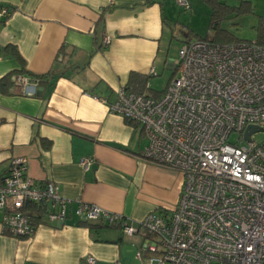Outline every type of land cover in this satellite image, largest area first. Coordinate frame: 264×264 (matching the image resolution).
Returning <instances> with one entry per match:
<instances>
[{
	"label": "crops",
	"instance_id": "crops-1",
	"mask_svg": "<svg viewBox=\"0 0 264 264\" xmlns=\"http://www.w3.org/2000/svg\"><path fill=\"white\" fill-rule=\"evenodd\" d=\"M166 2L0 0L13 9L0 20V79L19 70L48 76L35 95H24L14 75L0 91V179L20 157L28 176L70 200L63 221L37 226L29 237L4 232L0 209V264H81L86 256L95 264H144L136 256L142 231L127 236L118 224L84 222L74 211L83 201L136 222L178 200L181 175L141 159L142 127L108 108L130 72L155 69ZM83 158L93 159L86 169Z\"/></svg>",
	"mask_w": 264,
	"mask_h": 264
},
{
	"label": "built area",
	"instance_id": "built-area-1",
	"mask_svg": "<svg viewBox=\"0 0 264 264\" xmlns=\"http://www.w3.org/2000/svg\"><path fill=\"white\" fill-rule=\"evenodd\" d=\"M175 3L190 9L188 0ZM12 12L0 6V20ZM172 69L159 95L120 86L108 108L142 127L141 159L181 175L175 205L136 222L83 201L74 212L84 222L118 224L127 236L142 231L136 256L144 264H264V144L251 138L264 131V46L193 40L182 43ZM16 82L24 95L36 94L38 79L18 76ZM248 126L256 130L247 140ZM92 162L80 160L85 169ZM26 169L15 157L0 179L1 227L16 237L63 221L70 204L53 183L31 178ZM81 264L95 259L86 256Z\"/></svg>",
	"mask_w": 264,
	"mask_h": 264
},
{
	"label": "rangeland",
	"instance_id": "rangeland-1",
	"mask_svg": "<svg viewBox=\"0 0 264 264\" xmlns=\"http://www.w3.org/2000/svg\"><path fill=\"white\" fill-rule=\"evenodd\" d=\"M227 1V0H226ZM242 0H228L229 5L238 6ZM250 3V11L230 13L218 23V29L226 31L235 41H255L264 37V0H246ZM189 10H183L173 0L165 8V30L161 52L155 62V75L149 78L151 90L162 92L169 80L175 75L171 64L178 59V49L187 38L196 40L198 37L213 34L210 28V7L203 0H188ZM175 22H178L175 24ZM176 27L175 37L171 38L172 28ZM237 138L230 135V141ZM252 140L264 144V131L253 133Z\"/></svg>",
	"mask_w": 264,
	"mask_h": 264
},
{
	"label": "trees",
	"instance_id": "trees-1",
	"mask_svg": "<svg viewBox=\"0 0 264 264\" xmlns=\"http://www.w3.org/2000/svg\"><path fill=\"white\" fill-rule=\"evenodd\" d=\"M208 6L210 7V28L213 31V34L211 37L209 35H206L204 37H198L196 40H203L207 41L211 44H224V43H230L234 42L235 40H232L231 37H229L225 30L218 29V23L227 17L228 14L236 12L240 13L242 11H250L251 6L250 3L246 0H242L240 5L233 6L229 5L226 0H203ZM187 38L184 40L183 43H189L193 40L190 39V37L186 36ZM258 45L264 46V37H259L254 41ZM7 47H5L6 49ZM12 53L15 55L17 59L20 60V55L15 47L12 48ZM18 74L16 75V73ZM14 71L12 73H9L5 75L3 78L0 79V91L5 92L8 90V88L13 84V79L15 76H23L24 74H27V71L19 70ZM21 74V75H20ZM14 75V76H13ZM13 76V77H12ZM151 75H144L137 72H130L128 75L126 88L128 91L137 93V94H147L151 96H156L155 92L151 90V88L148 86L149 78ZM12 77V78H11ZM15 77V80H16ZM48 77L47 75L43 76H31L30 78L38 79L39 83L38 85H41L42 82H45L44 79ZM29 78V77H28ZM47 81V80H46ZM49 82V81H47ZM149 88V89H148Z\"/></svg>",
	"mask_w": 264,
	"mask_h": 264
},
{
	"label": "water",
	"instance_id": "water-1",
	"mask_svg": "<svg viewBox=\"0 0 264 264\" xmlns=\"http://www.w3.org/2000/svg\"><path fill=\"white\" fill-rule=\"evenodd\" d=\"M256 130L255 126H248L245 131V138L248 140L249 139V134L253 131Z\"/></svg>",
	"mask_w": 264,
	"mask_h": 264
}]
</instances>
